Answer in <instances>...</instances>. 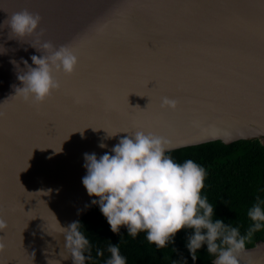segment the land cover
Wrapping results in <instances>:
<instances>
[{
	"label": "water",
	"instance_id": "obj_1",
	"mask_svg": "<svg viewBox=\"0 0 264 264\" xmlns=\"http://www.w3.org/2000/svg\"><path fill=\"white\" fill-rule=\"evenodd\" d=\"M22 9L41 17L43 35L28 43L69 45L79 62L45 103H22L11 61L22 69L41 53L0 31V264H72L59 224L96 206L83 154L99 157L127 135L108 134L152 132L172 151L264 146V0H0V22ZM164 97L176 110L160 107ZM240 264H264V240Z\"/></svg>",
	"mask_w": 264,
	"mask_h": 264
},
{
	"label": "clouds",
	"instance_id": "obj_2",
	"mask_svg": "<svg viewBox=\"0 0 264 264\" xmlns=\"http://www.w3.org/2000/svg\"><path fill=\"white\" fill-rule=\"evenodd\" d=\"M40 22L38 13L22 9L0 22V31L7 28L8 39L28 43L27 38L43 35V29L37 32ZM28 44L41 55H32L31 65L22 59V69L16 61H11L17 67V79L21 85L14 86V96L22 103L39 107L60 90L59 74L73 75L79 54L69 45L57 47L47 40L38 42V47ZM177 103L175 99L164 97L160 107L174 111ZM5 116L6 113L0 111V119ZM117 133L127 135L121 137L110 152L99 157L96 153L83 154L86 174L82 177V185L88 196L94 197L91 204L99 207L110 231L120 235L119 243L108 244L110 257L104 264H126L119 247L124 242L121 227L133 239L139 233H145L147 242L155 245L157 250L173 244L179 231L191 230L185 246L193 264L202 246H206L207 253L214 257L211 264H240L247 241L264 228V200L256 197L247 212L252 224L245 234H241L239 227L214 219V207L202 195L207 176L203 166L192 159L176 162L168 154L174 146L163 136L136 130L131 134H108V138ZM98 146L107 147L103 142ZM80 225L79 221L67 227L59 224L66 253L63 258L71 259L72 264H86V261L93 260L92 244L80 230ZM6 227V221L0 219V232ZM3 247L0 242V250ZM95 255L102 257L104 250L97 248ZM172 264H186V260L181 257Z\"/></svg>",
	"mask_w": 264,
	"mask_h": 264
},
{
	"label": "trees",
	"instance_id": "obj_3",
	"mask_svg": "<svg viewBox=\"0 0 264 264\" xmlns=\"http://www.w3.org/2000/svg\"><path fill=\"white\" fill-rule=\"evenodd\" d=\"M176 162L187 159L199 163L207 172L202 195L214 207V219H222L225 224L239 227L245 234L252 224L247 215L248 209L259 196L264 200V146L258 140L237 141L225 145L219 141L179 149L168 153ZM80 230L92 244V261L86 264H104L110 257L107 252L109 243L117 244L120 235L113 234L105 217L96 205L80 221ZM187 232L179 231L174 243L157 250L149 244L145 233L141 232L135 239L121 227L123 241L119 244L120 253L126 258V264H172L181 257L186 264H193L186 248ZM264 240V228L255 232L247 241L246 248ZM104 250L102 257H96V249ZM175 248L176 251H172ZM214 259L206 251V246L198 250L195 264H211Z\"/></svg>",
	"mask_w": 264,
	"mask_h": 264
},
{
	"label": "snow or ice",
	"instance_id": "obj_4",
	"mask_svg": "<svg viewBox=\"0 0 264 264\" xmlns=\"http://www.w3.org/2000/svg\"><path fill=\"white\" fill-rule=\"evenodd\" d=\"M149 82H154V85H153V87H155V86H157V82L155 81V80H151V81H149ZM149 82L147 83V87H148V84H149ZM149 88V87H148ZM152 88V87H151Z\"/></svg>",
	"mask_w": 264,
	"mask_h": 264
}]
</instances>
